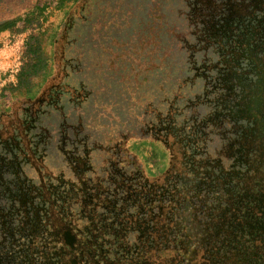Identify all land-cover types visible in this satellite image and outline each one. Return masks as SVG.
Returning <instances> with one entry per match:
<instances>
[{"label": "trees", "instance_id": "trees-1", "mask_svg": "<svg viewBox=\"0 0 264 264\" xmlns=\"http://www.w3.org/2000/svg\"><path fill=\"white\" fill-rule=\"evenodd\" d=\"M131 1L61 0L60 5L73 6L64 26L69 36L59 52L73 56H58L60 81L46 87L38 102L46 104L44 114L57 107L62 114L74 110L93 124L97 116H85V98L98 107L122 101L130 118L152 128L155 139L171 141L173 174L163 181L135 172L133 182L122 179L126 193L119 199L100 193L94 206L106 216L92 214L70 226L66 237L72 249L63 238L51 248L43 233L45 252L52 257H38V264H264V101L248 102L243 95L235 104L222 102V94L211 92L207 75L213 58L207 40L226 27V33L236 35L235 70L243 64L248 75L255 68L259 75L252 82L264 96V58L252 62L245 50L252 45L260 55L264 23H251L248 10L239 7L236 13L237 3H232L228 16L236 18L231 26L229 17L218 18L216 0H194L187 12L193 16H183L197 27L192 44L187 41L191 28L173 20L162 0H141L142 8ZM28 5L41 12L46 0H0V15L7 16L0 33L12 30L20 21L17 12ZM105 79L118 85L115 96L100 94ZM74 87L84 96L71 109L61 94L72 95ZM61 113L64 120L67 115ZM79 125L65 128L78 131ZM128 213L133 221L124 219Z\"/></svg>", "mask_w": 264, "mask_h": 264}, {"label": "rangeland", "instance_id": "rangeland-1", "mask_svg": "<svg viewBox=\"0 0 264 264\" xmlns=\"http://www.w3.org/2000/svg\"><path fill=\"white\" fill-rule=\"evenodd\" d=\"M60 2L46 0L41 12L30 5L23 7L17 12L20 21L15 27L0 33V264H38L40 259L52 257L45 252L48 246L42 239L43 233H46L51 248L63 238L64 245H70L72 249L71 239L66 237L73 231L70 226L88 221L92 214L106 216L102 207L94 206L100 200V193L104 198L119 199L125 192L121 188L122 179L133 182L137 176L135 172L163 181L168 174H173L170 170L173 162L171 141L155 139L152 128L142 127L140 122L130 118L122 101L115 100L113 106L98 107L87 103L88 98H85V116H97L93 124H87L86 118L74 114V110L62 114L57 107L44 114L46 104H39L38 100L43 97L46 87L60 81L58 58L73 56L64 50L59 52L63 38L69 36L64 34V26L73 6L72 3L60 5ZM192 2L196 3L194 0H162V7L171 11L173 20H178L183 29L191 28L187 41L193 44L197 37L196 24L183 18L184 15L187 18L193 16L192 12L187 13ZM215 2L220 9L218 18L229 17L232 3H237L236 13L240 12L239 7L250 12L255 6L250 0ZM129 3L142 8L141 0ZM140 13L137 10L136 14ZM235 18L231 17L228 24L232 26ZM6 19L7 16L0 15V23ZM225 29L207 40L213 51L207 73L211 92L222 94V102L231 104L243 95L248 102L264 101V96L261 97L260 90L252 82L253 75H259L255 68H251L253 74L248 75L247 70L243 72V64L235 70L236 35L226 33ZM75 31L79 28L75 27ZM237 31L235 28L234 34ZM252 47H245L252 62H257L258 57L264 58V48L260 50V56ZM93 59L98 60L94 56ZM130 89L132 87L128 86L126 90ZM117 90L118 85L113 79H105L100 94L113 97ZM261 90L263 92L264 88ZM69 95L67 92L66 98L61 94V99L68 101L71 109L84 96L75 87ZM131 97L134 99L133 95ZM89 98L92 99V95ZM136 106L138 112L139 105ZM100 108L103 111L99 112ZM60 113L67 115L64 120L60 119ZM78 122L80 129L77 131L72 127ZM68 124L71 129L65 128ZM91 132H96V136L86 138ZM95 185L101 189L97 188L94 194ZM129 214L124 219L133 221L134 215L130 217ZM132 238L128 235V242L133 243Z\"/></svg>", "mask_w": 264, "mask_h": 264}, {"label": "flooded vegetation", "instance_id": "flooded-vegetation-1", "mask_svg": "<svg viewBox=\"0 0 264 264\" xmlns=\"http://www.w3.org/2000/svg\"><path fill=\"white\" fill-rule=\"evenodd\" d=\"M236 1L234 0V2ZM250 2L255 4L254 8L250 12L248 11L251 14V23L254 22L255 25H258L257 22H259L261 26V23H264V0H250Z\"/></svg>", "mask_w": 264, "mask_h": 264}]
</instances>
